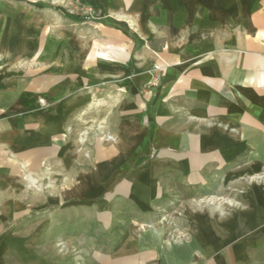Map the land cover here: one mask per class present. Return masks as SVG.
Wrapping results in <instances>:
<instances>
[{
	"label": "crops",
	"instance_id": "crops-1",
	"mask_svg": "<svg viewBox=\"0 0 264 264\" xmlns=\"http://www.w3.org/2000/svg\"><path fill=\"white\" fill-rule=\"evenodd\" d=\"M210 1L0 0L2 209L127 184L141 199L215 194L185 201L184 236L119 235L103 264H264V0ZM112 77L125 81L100 93ZM81 114L116 137L88 130L87 170ZM34 183L67 190L35 203Z\"/></svg>",
	"mask_w": 264,
	"mask_h": 264
},
{
	"label": "rangeland",
	"instance_id": "rangeland-1",
	"mask_svg": "<svg viewBox=\"0 0 264 264\" xmlns=\"http://www.w3.org/2000/svg\"><path fill=\"white\" fill-rule=\"evenodd\" d=\"M227 1L234 4V0ZM242 8L240 1V9ZM135 57L136 52L133 51L131 58ZM129 69L131 73H135L138 67L129 65ZM147 71L150 77L145 86L158 85L162 67L154 63ZM124 81L123 78L112 77L109 81L100 83V93L105 85H110L115 90L113 85ZM98 116L96 114L95 118ZM80 117L82 129L79 150L84 159L80 168L87 170V158H91L94 143V139H87L88 130L90 137L100 134L105 140L112 142L116 137L103 133L102 121H88L87 114H81ZM51 181L56 182L55 179ZM49 183L43 187L40 183L33 184L36 191L31 195L33 202L39 203L45 196H54L55 190H67V186H61V183L58 188ZM27 186L31 185L28 183ZM131 187L136 189L134 184H127L123 188L126 191L117 194L110 193L106 187L95 194H87L85 191L74 201L64 194L63 209H55V203L48 200L47 207L41 210L10 211L2 209L4 203L0 201V264H103L109 250L125 244L124 241L119 242V235H125L126 239V234L150 232L162 235L165 240L177 239L194 228L189 224L190 211L187 210L189 206L185 201L209 204L216 201L215 194L201 196L200 193L194 194L192 198L184 194H175L172 198L168 194H156L154 198L141 199L136 193H130ZM42 190L45 192L44 196L39 194ZM60 195L59 193L58 198ZM191 212L197 215L199 210ZM207 212L211 216L215 215L214 210ZM104 251H107L105 255Z\"/></svg>",
	"mask_w": 264,
	"mask_h": 264
}]
</instances>
